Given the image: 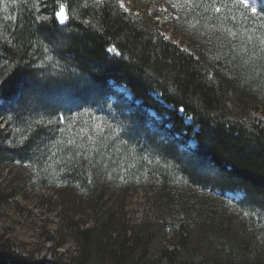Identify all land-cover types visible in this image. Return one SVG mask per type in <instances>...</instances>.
Listing matches in <instances>:
<instances>
[{
	"label": "trees",
	"instance_id": "1",
	"mask_svg": "<svg viewBox=\"0 0 264 264\" xmlns=\"http://www.w3.org/2000/svg\"><path fill=\"white\" fill-rule=\"evenodd\" d=\"M130 1L129 11L119 0L0 2L7 10L0 16V99L10 102L7 122L13 126L11 134L0 129V166L13 158L23 160L31 151L40 153L41 146L45 149L48 111H57L53 117L56 123L60 114L65 115L58 103L61 97H68L70 104L87 105L102 97L109 82L124 85L133 100L166 116L164 122L171 135H181L183 142L188 138L195 141L192 151L180 155L168 136L155 140L141 121H132L135 128L144 129L138 132L139 140L149 143L147 148L156 151L165 167L162 172L158 169V194L167 191L174 180L241 190L245 195L241 205L253 212L247 222L251 239L229 264H264V122L241 116L230 106L233 102L242 110L264 98V49L248 55L239 48L245 41L239 36L240 24H254L256 16L236 7V0H156L162 6L151 11L148 5H140L142 0ZM61 3L68 16L64 24L54 17ZM162 10L166 25L193 43L195 53L164 36L156 20ZM247 15L250 22L243 19ZM255 29L264 33L258 25ZM253 41L251 46L260 47L257 40ZM109 48L116 51L109 52ZM51 104L54 106L49 107ZM30 107L41 114L38 121L20 124L23 115L19 112ZM61 146H55L54 152L61 154ZM67 168L74 179H84L83 163L71 162ZM6 198L0 193V202ZM216 210L201 206L194 220L202 227L203 222L210 224L217 217ZM187 216L184 212L176 226L178 247L185 246L190 237ZM105 224L101 237L110 242L106 236L108 221ZM72 236L77 255L70 262L55 264H87L95 251L105 253L111 264H125L128 258L123 242L109 249L100 247L99 237L91 229L75 230ZM126 237L133 240L132 248L140 242L132 231ZM214 240L199 237L198 244L208 256L204 255L199 264H226L217 257L220 247ZM175 251L163 249L160 255L168 264H177ZM0 264L45 263L13 251L0 238Z\"/></svg>",
	"mask_w": 264,
	"mask_h": 264
},
{
	"label": "rangeland",
	"instance_id": "2",
	"mask_svg": "<svg viewBox=\"0 0 264 264\" xmlns=\"http://www.w3.org/2000/svg\"><path fill=\"white\" fill-rule=\"evenodd\" d=\"M142 1L140 5H148L150 11L162 6L156 0ZM238 1L235 6L256 16L252 19L254 24L264 29V0H256L258 9L246 3L250 0H245L244 5ZM119 3H123L126 11L132 5L130 0H119ZM164 11L156 14L164 36L195 53L193 43L174 34L171 26L166 25ZM5 12L7 10L0 6V16ZM243 19L251 20L250 17ZM254 24L239 26V36L245 38L239 48L248 55L264 49V33L256 30ZM253 39L260 47L251 46ZM108 85L102 97L91 104H70L68 97H61L58 103L65 115L60 114L63 119L56 123L53 117L57 111H48L50 122L44 124L45 149L41 146L40 153L31 151V156L23 160L13 158L2 163L0 193L7 198L0 202V238L13 251L33 256L45 264H55L70 262L77 255L73 231L91 229L99 237L100 247L109 249L108 246L116 247L120 242L126 245L125 264H168L160 255L163 249L176 250L177 264H199L204 255L208 257L198 244L199 237L206 235L215 239L214 243L220 247L217 257L223 263H231L241 246L251 239L247 222L251 217L249 213L253 212L241 205L244 193L174 180L167 191L158 194L159 188L161 190L159 170L162 172L165 167L156 151L147 148L149 143L146 145L143 138L139 140L138 132L144 129L135 128L132 121H141L155 140L168 136L177 144L180 155L192 151L195 141L188 138L183 142L181 135H171L164 122L166 116L134 101L125 86L112 82ZM260 101L242 110L233 102L230 106L241 116L264 122V98ZM10 106V102L3 103L0 99V129L8 134L12 133V125L7 122ZM19 113L23 115L21 121ZM19 113L16 119L22 125L38 121L41 115L33 107ZM57 145H62L61 154L54 152ZM71 162L84 164V179H74L67 174ZM201 206L217 209L216 219L210 224L203 222V227L194 220ZM184 212H188L185 223L189 224L190 237L185 246L178 247L180 238L175 230ZM107 221L106 236L110 237V242L101 237ZM131 231L135 239H140L134 248L133 240L126 237ZM91 254L87 264H111L105 253Z\"/></svg>",
	"mask_w": 264,
	"mask_h": 264
},
{
	"label": "snow or ice",
	"instance_id": "3",
	"mask_svg": "<svg viewBox=\"0 0 264 264\" xmlns=\"http://www.w3.org/2000/svg\"><path fill=\"white\" fill-rule=\"evenodd\" d=\"M0 2H2V0H0ZM14 2V0H13ZM101 2V0H97V3ZM185 2H189V0H185ZM245 2V0H241V3ZM121 7H123V3L120 4ZM217 11H219V9H217ZM253 11L255 12V9H253ZM54 17L55 19L59 20L60 24H64L65 21L68 19V16L65 13V6L64 4H60L59 5V11H55L54 12ZM43 19L47 20V17H44ZM109 52H115L116 49L115 48H109L108 49ZM61 120L63 119V117L60 118Z\"/></svg>",
	"mask_w": 264,
	"mask_h": 264
}]
</instances>
